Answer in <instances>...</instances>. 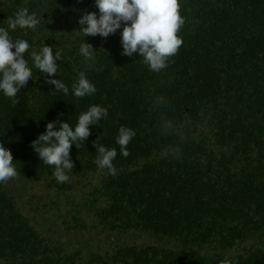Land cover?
<instances>
[{"label": "trees", "instance_id": "1", "mask_svg": "<svg viewBox=\"0 0 264 264\" xmlns=\"http://www.w3.org/2000/svg\"><path fill=\"white\" fill-rule=\"evenodd\" d=\"M180 5L183 44L153 72L138 54H121L122 29L107 38L83 35L79 17L99 15L95 0H0V27L13 41H28L32 70L17 104L0 91V142L21 177L64 194L85 179L82 205L93 222L77 224L98 228L108 247L88 258L66 250L42 235L0 183V264H264V0ZM25 7L39 24L10 29L8 19ZM85 42L95 50L91 61L79 50ZM45 44L61 51L53 78L67 95L34 65L32 52ZM80 72L96 92L77 98L72 85ZM157 97L165 104L156 105ZM92 105L108 115L89 126L80 148L73 144L70 181L58 183L31 142L49 121L74 129ZM165 119L170 134L161 133ZM121 126L136 133L128 157L117 144ZM94 143L117 150L115 176L98 168Z\"/></svg>", "mask_w": 264, "mask_h": 264}, {"label": "clouds", "instance_id": "2", "mask_svg": "<svg viewBox=\"0 0 264 264\" xmlns=\"http://www.w3.org/2000/svg\"><path fill=\"white\" fill-rule=\"evenodd\" d=\"M95 6L99 10V15L94 11H83L79 17V30L83 35L107 38L122 29L121 54L129 57L138 54L153 72L166 68L170 58L178 53L183 44L182 38L178 35L185 23L180 14V0H95ZM38 24L36 13L29 14L27 7L19 9L14 18L8 19V27L12 30L18 26L35 29ZM29 47L27 40L13 41L9 31L0 27V91L11 98L13 104L18 103L17 94L32 79V70L24 56ZM79 50L86 60L91 61L95 58L92 44L82 43ZM31 56L35 67L47 75L46 82L67 95L68 87L53 78L57 73L56 61L61 58V51L58 50L54 54L52 46L45 44L39 53L34 51ZM72 91L75 97L82 98L95 93L96 88L86 78L85 73L80 72L78 80L72 85ZM155 103L163 105L165 99L157 97ZM107 115L106 108L92 105L79 115L74 129L65 121H49L46 131L31 142L40 160L46 165L54 166L53 175L58 183L70 181L68 173L74 168L70 157L73 144L80 148L79 141H86L91 134L89 126L98 125V122ZM173 131L172 121L163 120L161 133L170 134ZM135 135L131 128L124 126L119 128L117 144L124 157L130 155L127 145ZM94 145L99 153L96 160L98 168L106 169L108 174L115 176L117 169L113 165V160L117 156V150L95 143ZM13 161L10 149L0 142V183H7L18 176Z\"/></svg>", "mask_w": 264, "mask_h": 264}, {"label": "rangeland", "instance_id": "3", "mask_svg": "<svg viewBox=\"0 0 264 264\" xmlns=\"http://www.w3.org/2000/svg\"><path fill=\"white\" fill-rule=\"evenodd\" d=\"M84 182L82 179L77 190L67 194L49 189L43 181L26 179L19 174L5 185L42 235L60 241L66 250H79L80 256L88 258L92 252L105 251L108 247L98 228L81 230L77 224L78 218H84L90 224L93 222L89 211L82 205L87 195L82 190ZM48 230H52L56 238L48 234Z\"/></svg>", "mask_w": 264, "mask_h": 264}]
</instances>
